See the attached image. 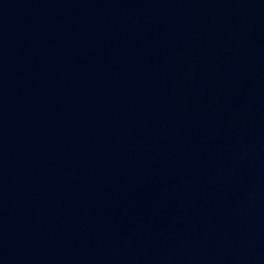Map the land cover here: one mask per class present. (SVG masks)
<instances>
[{"label":"water","instance_id":"1","mask_svg":"<svg viewBox=\"0 0 264 264\" xmlns=\"http://www.w3.org/2000/svg\"><path fill=\"white\" fill-rule=\"evenodd\" d=\"M0 264H264V0H0Z\"/></svg>","mask_w":264,"mask_h":264}]
</instances>
